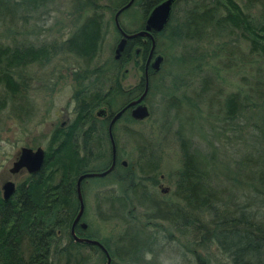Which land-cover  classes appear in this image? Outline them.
I'll use <instances>...</instances> for the list:
<instances>
[{
    "label": "trees",
    "instance_id": "obj_1",
    "mask_svg": "<svg viewBox=\"0 0 264 264\" xmlns=\"http://www.w3.org/2000/svg\"><path fill=\"white\" fill-rule=\"evenodd\" d=\"M57 1L0 0V114L9 109L19 119L33 115L35 107L28 101L30 65L44 69L65 56L76 66L67 68L78 85L72 96L73 117L50 132L40 171L18 182L7 201L0 195V264L106 263L99 247L71 235L79 209L76 182L82 173L103 171L112 162L108 120L97 117L96 111H116L145 87L142 77L124 88L120 69L131 59L134 46L144 70L150 39H130L120 59L97 63L108 33L105 10L115 14L128 0H73L89 9L66 38L50 39L43 26ZM160 1L135 0L121 15L138 11L142 21L133 30L120 22L122 29L131 33L142 28L147 13ZM114 29L118 33L115 23ZM154 39L156 52L161 42L170 50L163 53L160 67L167 63L173 88L194 81L203 60L208 66L207 58L218 59L217 65L205 67L200 89L210 93L208 102L217 103L218 112L221 109L217 134L230 142L237 137L242 150L228 154L223 149L219 153L225 162L218 163L213 147L202 148L182 132L187 114L179 116L181 102H174L180 151L173 190L177 201L161 200L151 187L158 167L153 145L130 127L139 121L123 113L112 127L116 164L95 193V213L104 222L121 221L124 229L115 237H101L98 229L90 228L84 211L87 228L76 224L78 236L83 232L99 240L110 264H152L159 254L160 233L148 227L151 221H166L184 239L181 254L189 255L191 264H264V0H178ZM153 72L148 69L147 95L155 85L150 81ZM118 122H123L137 153L135 162L126 166L120 162ZM134 207L141 208L146 224L128 220L126 213Z\"/></svg>",
    "mask_w": 264,
    "mask_h": 264
},
{
    "label": "rangeland",
    "instance_id": "obj_2",
    "mask_svg": "<svg viewBox=\"0 0 264 264\" xmlns=\"http://www.w3.org/2000/svg\"><path fill=\"white\" fill-rule=\"evenodd\" d=\"M101 3L110 7L114 5L111 1H103ZM181 5L179 4L178 7ZM88 9L81 4L77 5L73 0H58L50 12L51 18L43 26L45 28V36L48 34L50 39L57 37L60 39L66 38L74 26L80 23L85 15V10ZM113 16L114 13L107 8L104 17L108 23V33L105 36L103 50L97 63L112 60L117 55L116 48L120 36L114 29ZM140 21H142V18L138 11L123 13L119 19V23L121 22L131 30L136 29ZM135 49L136 47L134 46L131 48V59L125 62L120 69L121 84L124 88L133 87L143 77L144 70L141 65L144 62H142L140 57L134 55ZM159 50L160 52H157V54H171L164 42H161ZM123 54L124 50L120 51L118 58L115 59H120ZM57 59L53 62V65H49L44 69L35 64L28 66L27 72L32 77L30 79L31 89L28 93V101L35 107L33 115L19 119L9 109L4 110L0 114L1 196V186L6 180H11L17 184L28 175L25 170L16 174L9 172V168L12 166L19 149L22 146L33 149L37 147L45 148L52 129L57 125L68 122L73 117L74 102L72 96L78 85L69 68H76V66L71 59L65 56H59ZM204 61L202 62L203 70L201 69L199 76L190 83L185 81L186 83L178 86V88L172 87L171 78L166 74L168 73L166 71L167 63L163 65V69L160 67L158 71L153 72L154 74L152 73L153 75L150 76V81L151 84L155 83V85L150 88L144 102L148 107L149 116L138 123L130 125L135 131L147 137L153 145L154 153L158 159V167L152 174L154 183L151 187L152 191L161 200L173 203L177 201L173 195V190L176 171L180 165V151L176 138L179 124L174 118V107L172 106L174 102L179 100L181 102H178L180 103L178 107L179 116L181 114L183 116L184 113L187 114V116H183L184 121L187 123L183 124L184 131L182 130V132L202 148L208 150L210 146L213 147L218 152V163L225 162V156L219 153L223 152V149L228 154L242 150L241 142L238 141L237 137L230 142L231 139L226 140V135L223 138L217 134L220 131L221 117L219 112L221 109L218 112L217 103L208 102L210 93L201 92L199 79L207 71L208 68L205 69V67H211V62L217 65L218 59L210 61V58H207L206 62L209 61L208 66H205ZM68 66L69 68H67ZM227 78L230 81L228 74ZM225 89H227V86ZM123 127V122H118L116 131L119 139L118 147L123 154L120 162L134 163L137 153L129 135L123 131ZM85 180L83 199L86 211L85 218L90 221V228L98 229L101 237L117 236L124 229L122 222L117 219L104 222L99 220L95 213V193L104 179L102 177H92ZM111 186L112 184L108 187ZM106 187L102 186L101 189ZM126 217L128 220L131 218L136 223L146 224L147 222L142 217V210L139 207H134L133 212L126 213ZM132 217L136 218V220ZM150 224L148 228L151 227L153 230L159 228L157 230L160 233L159 254L156 260L152 261V264H191L190 256L187 254L183 255V251L181 254V248L185 250L182 246L185 243L184 239L173 230L168 222L156 220L151 221ZM153 224L158 227L152 226ZM149 258L152 259V256ZM93 262L94 260L91 263Z\"/></svg>",
    "mask_w": 264,
    "mask_h": 264
},
{
    "label": "water",
    "instance_id": "obj_3",
    "mask_svg": "<svg viewBox=\"0 0 264 264\" xmlns=\"http://www.w3.org/2000/svg\"><path fill=\"white\" fill-rule=\"evenodd\" d=\"M132 1L133 0H130L123 7L119 8L114 14L115 27L121 34V39L119 40L117 44V48H116L117 55L115 56V58H118L119 52L124 50L128 39H132L135 37H146L150 39L151 41V47H150L149 55H148V60H149L151 59L153 54H156L154 34L161 32L166 27L170 19L171 13H172L173 5L177 0H162L151 10L150 14L148 15L145 21L143 29H140L134 33H127L120 26L119 15L121 14L122 11H124L126 8H128L131 5ZM136 52H138V50H136ZM162 61H163V56L161 54H156L150 66L151 70L154 72L158 71ZM143 78L145 80V87H144L143 92L137 98L128 102L123 108L113 113L110 119V122L108 125V135H109L111 151H112L111 165L103 171H88V172L82 173L81 175H79V177L77 178V182H76V192H77V198L79 201V209H78L77 215L72 224L71 235L73 239L77 242L86 243L90 245H96L97 247H99L106 255L105 264H110L111 262V257L107 249L105 248V246L97 239L79 237L73 229L74 225L80 220L84 212V209H85L84 200H83L82 191H81V183H82V180L86 178L103 177L107 175L108 173H110L112 169L114 168L115 158H116V145H115V141H114L113 134H112V127L115 124V122L121 117V115L126 109L130 107L132 108L130 110V115L133 119L137 121H141L149 116L148 107L144 103L147 92H148V81H149V73H148L147 66L145 67L143 71ZM104 112H105V109L100 108L96 112V114L98 116H102ZM44 158H45L44 148L37 147L36 149H33L30 147L22 146L19 149L15 157V160L12 163V166L9 168V172L11 174H16L22 170H25L28 174H35L38 171H40V169L42 168V165L44 163ZM126 164L127 162L123 161V165H126ZM15 188H16V184L13 181L6 180L1 186L2 198L5 201H7L9 197L14 193Z\"/></svg>",
    "mask_w": 264,
    "mask_h": 264
},
{
    "label": "flooded vegetation",
    "instance_id": "obj_4",
    "mask_svg": "<svg viewBox=\"0 0 264 264\" xmlns=\"http://www.w3.org/2000/svg\"><path fill=\"white\" fill-rule=\"evenodd\" d=\"M130 0H128V2H129ZM134 1L135 0H133L132 1V3H131V5L128 7V8H130L131 6H132V4L134 3ZM178 1V0H177ZM127 2V3H128ZM161 2V1H160ZM159 2V3H160ZM126 3V4H127ZM157 5V4H156ZM155 5V6H156ZM154 6V7H155ZM153 7V8H154ZM152 8V9H153ZM127 9V8H126ZM151 9V10H152ZM151 10L147 13V15H146V17H145V19H144V22H143V26H142V28H140V29H143V27H144V24H145V21H146V19H147V17H148V15L150 14V12H151ZM121 15V14H120ZM119 15V16H120ZM139 29V30H140ZM118 31V30H117ZM138 31V30H137ZM134 32H136V31H134ZM134 32H131V33H134ZM118 33H119V31H118ZM127 33H129V32H127ZM157 34V33H156ZM155 35V34H154ZM119 36H120V38H119V40L121 39V34L119 33ZM136 38V37H135ZM139 38H145V39H148V38H146V37H139ZM133 39V38H132ZM130 39H128L127 40V43H126V46H125V48H124V51L127 49V47H128V41H129ZM136 50H138L139 51V48H136L135 49V52H136ZM136 53H138V52H136ZM155 53L157 54V52L155 51ZM156 54H153V56L151 57V59H149L148 60V55H149V52H148V55H147V58H146V60H145V65H144V69H145V67L147 66L148 67V69H150L151 67V64H152V62H153V59H154V56L156 55ZM130 102V101H129ZM128 103V102H127ZM126 102H124V103H122L121 104V106L116 110V111H112V110H110L109 108H107V107H102V108H104L105 109V112L103 113V115L102 116H98L97 114H96V116L97 117H100V118H104V119H106V120H108V125H109V122H110V119H111V117H112V115H113V113H115V112H117L118 110H120L121 108H123L126 104H127ZM100 109V108H99ZM98 109V110H99ZM132 108L130 107V108H128V109H126L123 113H129L130 114V110H131ZM97 110V111H98ZM96 111V112H97ZM122 116V115H121ZM120 119V118H119ZM118 119V120H119ZM117 120V121H118ZM67 123V122H66ZM66 123H63L62 125L63 126H65L66 125ZM116 123V122H115ZM122 164H123V162H121ZM115 164H116V158H115ZM127 165V164H126ZM126 165H124V166H126ZM115 166V165H114ZM81 191H82V189H81ZM82 196H83V194H82ZM84 200V199H83ZM84 211H85V209H84ZM83 214H84V212H83ZM83 214H82V216H81V218H80V220L76 223L77 225H79V227H81L82 229H86L87 228V224L85 223V220H82V218H83ZM76 224L74 225V227H73V229H74V231H75V233L77 234V235H79V233L76 231ZM85 224V225H84ZM71 229H72V227H71ZM70 232H71V230H70ZM82 235H81V237H85L84 235H85V233H81ZM88 238V237H87Z\"/></svg>",
    "mask_w": 264,
    "mask_h": 264
}]
</instances>
